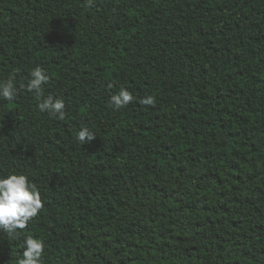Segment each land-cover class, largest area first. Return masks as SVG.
<instances>
[{"label":"trees","instance_id":"1","mask_svg":"<svg viewBox=\"0 0 264 264\" xmlns=\"http://www.w3.org/2000/svg\"><path fill=\"white\" fill-rule=\"evenodd\" d=\"M9 78L0 175L43 207L0 232V264L27 235L42 264H264V0H0ZM121 88L134 100L113 110ZM49 95L63 120L40 111Z\"/></svg>","mask_w":264,"mask_h":264},{"label":"clouds","instance_id":"2","mask_svg":"<svg viewBox=\"0 0 264 264\" xmlns=\"http://www.w3.org/2000/svg\"><path fill=\"white\" fill-rule=\"evenodd\" d=\"M49 75L40 66L30 72V79L26 88L41 96L42 85L47 83ZM21 87H25L21 85ZM17 95L14 81L9 78L0 83V99L13 100ZM134 100L132 93L121 88L118 93L111 96L110 106L113 110H120ZM143 104L153 105L154 98L145 97ZM40 111L49 113L54 118L61 120L65 117V102L63 99L49 95L41 97L38 105ZM95 138V134L87 127L79 130L76 140L84 145ZM43 207L41 194L34 183H31L24 174L10 173L0 175V232L13 239L19 235V230L27 228L32 218L36 217ZM23 254L18 264H42V255L45 250V242L42 239L27 235L23 238Z\"/></svg>","mask_w":264,"mask_h":264}]
</instances>
